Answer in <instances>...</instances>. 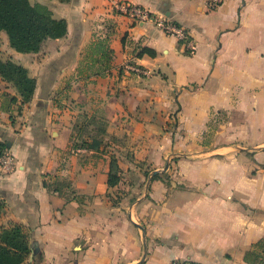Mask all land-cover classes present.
I'll return each instance as SVG.
<instances>
[{
  "label": "crops",
  "instance_id": "0c3cea01",
  "mask_svg": "<svg viewBox=\"0 0 264 264\" xmlns=\"http://www.w3.org/2000/svg\"><path fill=\"white\" fill-rule=\"evenodd\" d=\"M207 1L36 0L66 21L63 37L24 54L0 33V58L35 79L22 105L0 78L13 157L0 226L28 232L22 264H250L264 239V0ZM117 2L183 27L194 52ZM5 95L16 101L3 108Z\"/></svg>",
  "mask_w": 264,
  "mask_h": 264
},
{
  "label": "trees",
  "instance_id": "16d2710c",
  "mask_svg": "<svg viewBox=\"0 0 264 264\" xmlns=\"http://www.w3.org/2000/svg\"><path fill=\"white\" fill-rule=\"evenodd\" d=\"M60 3L69 0H57ZM66 21L52 16L50 9L40 3L31 4L29 0H0V33H5L9 47L19 53H36L47 39H58L66 34ZM96 48L102 49L101 44ZM146 49H140L136 56L140 57ZM102 58L110 60L111 50L104 48ZM99 75L103 74L98 73ZM0 78L11 85L20 98V104H25L32 98L35 89V79L29 76L27 69L9 59L0 58ZM16 97L3 96L4 103H13ZM102 130V127H101ZM100 129L98 131H101ZM99 141L91 140L88 148H97ZM0 149H5L0 145ZM118 167L114 158L111 159L107 184L115 185L119 178ZM49 188V185L44 183ZM62 183H55L53 189H59ZM4 203L0 200V215ZM28 232L24 227L12 224L0 226V264H22L29 254ZM244 260L250 264H264V239L253 245V249L245 253Z\"/></svg>",
  "mask_w": 264,
  "mask_h": 264
},
{
  "label": "built area",
  "instance_id": "2783aa9c",
  "mask_svg": "<svg viewBox=\"0 0 264 264\" xmlns=\"http://www.w3.org/2000/svg\"><path fill=\"white\" fill-rule=\"evenodd\" d=\"M222 0H208L207 7L209 9H215L219 6ZM113 12L118 16H122L132 23H145L150 22L153 26L158 29L161 33L167 36H172L177 39L180 46L184 49L187 54H192L195 50V44L188 31L183 27L175 24L169 18L164 15H156L149 12L147 9L129 3V2H117L113 4ZM127 70L145 74L144 71L140 70L134 64L127 62L125 64ZM13 164V157L5 150L0 149V171L9 168ZM171 264H196L193 262H181L174 261Z\"/></svg>",
  "mask_w": 264,
  "mask_h": 264
},
{
  "label": "rangeland",
  "instance_id": "374dc122",
  "mask_svg": "<svg viewBox=\"0 0 264 264\" xmlns=\"http://www.w3.org/2000/svg\"><path fill=\"white\" fill-rule=\"evenodd\" d=\"M30 2H31V4H36L37 2H36V0H29ZM2 35H0V47L3 45V42H1L2 41V37H1Z\"/></svg>",
  "mask_w": 264,
  "mask_h": 264
}]
</instances>
